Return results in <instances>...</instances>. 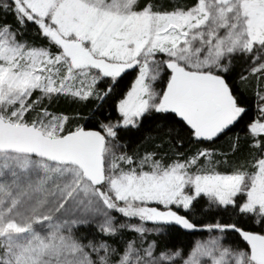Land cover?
<instances>
[{
	"label": "snow or ice",
	"instance_id": "1",
	"mask_svg": "<svg viewBox=\"0 0 264 264\" xmlns=\"http://www.w3.org/2000/svg\"><path fill=\"white\" fill-rule=\"evenodd\" d=\"M0 7L21 25H37L58 49L30 46L10 25H0V264H159L152 245L141 250L129 241L120 254L103 241L85 243L73 229L96 223L102 236L115 235L112 213L118 212L192 230L196 226L171 206L188 210L201 195L264 219V95L257 93L259 115L248 124L258 150L251 172L192 174V166L211 157L207 150L167 164L147 153L136 166L133 157L116 154L115 144L118 129L136 128L153 112L174 114L197 141H213L242 120L246 109L219 72L240 54L256 64L253 75L264 74V0H194L170 11L158 0L142 6L140 0H2ZM130 69L138 74L117 105L115 124L66 132L68 117L46 107L27 119L44 98L103 99L98 82L115 83ZM165 69L166 86L157 91ZM208 230L238 233L247 250L214 238L198 242L184 264H264V234L235 223ZM180 256L159 260L171 264Z\"/></svg>",
	"mask_w": 264,
	"mask_h": 264
},
{
	"label": "trees",
	"instance_id": "2",
	"mask_svg": "<svg viewBox=\"0 0 264 264\" xmlns=\"http://www.w3.org/2000/svg\"><path fill=\"white\" fill-rule=\"evenodd\" d=\"M143 3L144 0H140L141 6ZM158 3L170 11L176 7H190L194 0H158ZM5 24L12 27L16 38L21 42L34 47L52 48L48 39L41 35L37 25L32 22L21 25L13 12L0 7V25ZM249 63V59L245 56H234L227 71L219 72L231 87L241 106L245 107L246 114L242 120L225 130L213 141H197L188 127L172 113L153 112L146 115L136 128L118 129L115 142L119 144L122 153L133 157L134 161L147 153H153L157 159L167 164L176 160L190 159L199 151L207 150L212 154L210 157L212 168L220 173L229 174L238 169L252 171V164L258 150L252 146L248 124L259 115L257 93L261 86V79L256 74H252ZM136 73V69H130L115 83L109 78L99 82L96 91L102 93L103 99L91 96L83 101H69L63 97H52L43 100L39 109L46 107L50 113L67 116L66 132L75 130L76 127L100 131L102 124L120 120L117 104L130 89ZM242 76L246 79L242 80ZM165 81L166 77L163 75L161 88L165 87ZM109 86L111 91L104 96ZM27 119L31 120L29 116ZM204 160L205 158H201L199 162ZM237 201L242 203L243 197L238 196ZM179 213L196 227L189 233L173 223H168L161 233L148 236L155 246L156 254L167 251L188 254L192 248L193 239L206 233L205 229L208 226L217 223L225 225L235 223L245 231L264 234V219L256 222L254 217L241 214L238 208L233 206L213 207L204 196L194 199L189 210ZM73 232L85 243L88 240H94L96 243L103 241L109 246L116 247L120 254L126 242L135 237L134 232L127 230H120L112 236H102L91 225L76 227ZM222 234L225 237V244L235 249L247 250V244L238 233L228 230Z\"/></svg>",
	"mask_w": 264,
	"mask_h": 264
},
{
	"label": "rangeland",
	"instance_id": "3",
	"mask_svg": "<svg viewBox=\"0 0 264 264\" xmlns=\"http://www.w3.org/2000/svg\"><path fill=\"white\" fill-rule=\"evenodd\" d=\"M0 2H2V0H0ZM37 27H38V26H37ZM40 33H41V32H40ZM41 35H42V34H41ZM42 36H43V35H42ZM48 42H49V40H48ZM30 46H31V45H30ZM51 46H52L53 49H52V48H49V47H36V48H46V49H49L52 53L55 54V53L58 51V49L56 48L55 45H52V44H51ZM239 55H240V54H236V55H234V56H239ZM255 55H256V53L254 52V53H253V56H255ZM234 56H233V57H234ZM262 56H264V54H262ZM233 57H232V58H233ZM245 57H247V56H245ZM232 58H231V59H232ZM247 58H248V57H247ZM157 59H158V60H163V59H165V57H164L163 54H158V55H157ZM231 59H230V60H225V61H224V64L227 66V68H228V66H229L230 63H231ZM248 59H249V61H250V63H249V65H250V70H252V68L255 67L256 64H254L253 61H252L250 58H248ZM259 62H260V63H264V58H262ZM136 70H137V73H136V76H137V74H138V69H136ZM220 72H222V71H220ZM251 72H252V71H251ZM163 75L166 77V81H165V86H166L167 79H168V72H167L166 69H165L164 71H162V73H161V79L158 80V81H156L155 84H154V87L156 88L157 91H159V90L161 89V84H162V80H163ZM256 75L258 76L259 79H261V86H260V88L258 89V93L264 95V74L257 73ZM105 79H107V78H104L103 80H105ZM109 79L111 80V78H109ZM135 79H136V77H135ZM135 79H134V81H135ZM103 80H101V81H103ZM101 81H99V82H101ZM134 81H133V82H134ZM99 82H98V83H99ZM132 84H133V83H132ZM77 86H78V85H77ZM163 86H164V85H163ZM163 86H162V87H163ZM130 88H131V87H130ZM96 93H98L99 96H102V93H101V92L96 91ZM40 95H41V93L37 91V92H35V93L33 94L32 99H36V98L39 97ZM93 96L97 97L96 94H94ZM53 97H63V98H65V99L69 100V101H73V100H74V101H83V100H81V99L74 98V97L71 96V95H64V94L57 95V96H53ZM51 98H52V97H51ZM46 99H50V98H44L43 100H46ZM118 103H119V102H118ZM258 103H259V99H258V95H257V104H258ZM117 105H118V104H117ZM40 106H41V104L39 105V107H40ZM39 107H37V109H36L35 111L29 113V114L27 115V117L29 116L30 119L32 120V119L36 116L37 112H39V110H40ZM118 114H119V113H118ZM119 121H120V120H119ZM115 123H117V122H112V124H115ZM108 124H109V123H108ZM115 144L118 145V148L116 149V154H117V155L123 154L122 151H121V149H120L119 144H117L116 142H115ZM143 157H144V156H143ZM139 163H140V159H138V160L135 161V165H136V166H138ZM122 166L125 167V168L128 167V165H122ZM145 170H147V166H145ZM198 171H215V172H218V171H216V170H214V169L212 168V164H211V161H210V157H209V158H205V160H204L203 162H199V161H198V163H197L196 165L192 166V168H191V170H190V172H191L192 174H195V173L198 172ZM248 172H251V171H248ZM219 173H220V172H219ZM221 174H226V173H221ZM229 174H231V173H229ZM186 191H188L191 195L195 196V193H194L193 190H191V189H186ZM201 196H204V195H201ZM204 197L207 199V201L209 202V204L212 205L213 207H224V206H217L216 204L211 203V201L209 200V198H208L207 196H204ZM196 198H197V197H196ZM196 198H195V199H196ZM243 199H244V197H243ZM148 206H150V207H158V208H160L161 210H163V206H162V205H157V204H155V203H152V204H150V205H148ZM171 208H172V210L177 211L178 214H181V213H179L180 211H182V212L187 211V210L183 209L182 207H179V208H178L176 205H172ZM179 210H180V211H179ZM188 210H189V209H188ZM112 216L114 217V224H115V226H116V228H117L116 233H117L118 231H120V230H127V231L134 232V233H135V237H134L133 239H131L130 241H134L136 247L140 248L141 250H142L143 248H147L148 245H152V246H153V247H152L153 258L156 259V260L159 262V264H168L167 261H160V260H159V258L161 257L162 254H172V253H175V252H179V251H167V252L162 253V254H156V253H155V246H154L153 242L148 238V236H150L151 234H158V233H161V232L164 230L163 227H164L166 224H168V223H164V222H153V221H142V220H140L138 217L127 218V217L122 216V215H121L120 213H118V212H113V213H112ZM252 217H254V219H255L256 222H260V221L262 220V218H259V217H256V216H252ZM87 225H91V226H93L94 228L97 229V225H96V223L81 224V225H79V226H87ZM121 225H125V226H124V227H120ZM79 226H77V227H79ZM132 226L142 227V228L145 229V231H144L142 234H141V233H138V232H135V231H132V230H131V229H132ZM74 229H75V228H74ZM74 229H73V230H74ZM97 230H98V229H97ZM205 230L207 231L206 233H203V234H201V236L199 235V236H197L195 239H193L192 248H191V250L189 251V253L186 254V255H183V254L180 252V253H181V256H180V257H177L175 260H173V261L171 262V264H184V260L188 258L189 254L192 252V250L194 249V247L196 246V244H197L198 242H208V241H210V240H212V239H214V238H220V239L222 240V243H223L224 246L231 247L230 245L225 244V237H224V235H223L220 231H218V230H212V231H209L208 228H206ZM128 242H129V241H127L126 244L124 245V249L126 248ZM245 243H246V241H245ZM246 244H247V243H246ZM110 247H111L112 249H116V250H117L116 247H112V246H110ZM231 248H232V249H235V248H233V247H231ZM124 249H123V250H124ZM236 250H242V249H236ZM93 256H94V258H95V254H93Z\"/></svg>",
	"mask_w": 264,
	"mask_h": 264
},
{
	"label": "water",
	"instance_id": "4",
	"mask_svg": "<svg viewBox=\"0 0 264 264\" xmlns=\"http://www.w3.org/2000/svg\"><path fill=\"white\" fill-rule=\"evenodd\" d=\"M84 128V127H83ZM85 129V128H84ZM85 130H91V129H85ZM98 131V130H97ZM174 224V223H173ZM176 225V224H175ZM178 227H180V228H182V229H184L182 226H179V225H177ZM185 231H187V232H189V233H191L192 231H193V229L192 230H189V229H184Z\"/></svg>",
	"mask_w": 264,
	"mask_h": 264
}]
</instances>
